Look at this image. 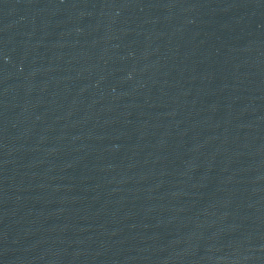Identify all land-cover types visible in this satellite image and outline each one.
Masks as SVG:
<instances>
[{
    "label": "water",
    "instance_id": "95a60500",
    "mask_svg": "<svg viewBox=\"0 0 264 264\" xmlns=\"http://www.w3.org/2000/svg\"><path fill=\"white\" fill-rule=\"evenodd\" d=\"M0 264H264V0H0Z\"/></svg>",
    "mask_w": 264,
    "mask_h": 264
}]
</instances>
